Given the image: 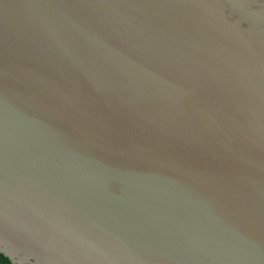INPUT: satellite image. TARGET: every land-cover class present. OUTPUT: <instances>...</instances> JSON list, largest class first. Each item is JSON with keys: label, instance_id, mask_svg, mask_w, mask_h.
<instances>
[{"label": "water", "instance_id": "95a60500", "mask_svg": "<svg viewBox=\"0 0 264 264\" xmlns=\"http://www.w3.org/2000/svg\"><path fill=\"white\" fill-rule=\"evenodd\" d=\"M0 254L264 264V0H0Z\"/></svg>", "mask_w": 264, "mask_h": 264}, {"label": "trees", "instance_id": "16d2710c", "mask_svg": "<svg viewBox=\"0 0 264 264\" xmlns=\"http://www.w3.org/2000/svg\"><path fill=\"white\" fill-rule=\"evenodd\" d=\"M0 264H12V263L7 257H5L3 254H0Z\"/></svg>", "mask_w": 264, "mask_h": 264}]
</instances>
